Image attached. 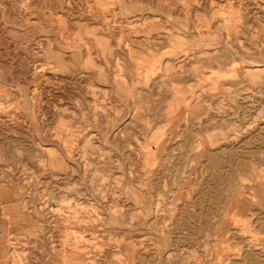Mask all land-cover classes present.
Here are the masks:
<instances>
[{"label":"rangeland","instance_id":"1","mask_svg":"<svg viewBox=\"0 0 264 264\" xmlns=\"http://www.w3.org/2000/svg\"><path fill=\"white\" fill-rule=\"evenodd\" d=\"M0 264H264V0H0Z\"/></svg>","mask_w":264,"mask_h":264}]
</instances>
